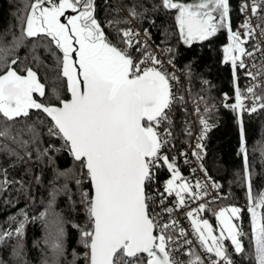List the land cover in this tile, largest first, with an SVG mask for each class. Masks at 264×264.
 Masks as SVG:
<instances>
[{
	"label": "snow or ice",
	"instance_id": "snow-or-ice-1",
	"mask_svg": "<svg viewBox=\"0 0 264 264\" xmlns=\"http://www.w3.org/2000/svg\"><path fill=\"white\" fill-rule=\"evenodd\" d=\"M159 6L165 10H176L175 23L184 44L206 41L220 29L227 30L229 44L223 49L224 63L231 64L235 83L236 69L246 68L243 58L253 55L244 47L247 43L245 38L255 35L251 20L246 19L240 25L243 33L233 31L229 0H195L193 3L160 0ZM262 7L264 0H251V5L242 4L240 11L247 13L250 9L252 16H258ZM28 8L27 15L20 18L23 25L21 35L13 37L9 45L0 44V68L4 69L0 72V140L11 141L31 159L32 153L27 149L30 144L39 141L40 133L36 124L43 122L24 123L19 128L16 122L26 121L32 110L41 111L50 119L48 134L63 141L61 147L67 149L73 160L80 163L91 184V192L80 193L88 223L83 228L73 225L79 229L80 243L87 249L84 253L85 264H184L174 258L171 248L177 243L178 238L172 232L178 227V222L171 220L159 224L149 211L152 197L146 192L147 186L155 179V169L161 166L162 161L171 173L164 191L169 195L175 193L177 207L185 205V193L196 199L200 198L201 193L207 195L204 191L206 185L199 181L194 186L184 182L174 158L170 161L167 155L162 154V149L173 135L169 113L176 97L170 81L176 77L162 70V62L145 50L146 45L144 49L136 48L143 53L142 59L137 61L132 56L129 49L134 47V41L136 45L140 44L135 40L139 33L131 29L120 30L118 35L124 47L112 44L94 15V0H32ZM68 9L76 15L68 16L67 23H62L61 17L65 16ZM130 15L135 18L141 13L131 8ZM261 20L264 21V17ZM256 27L264 35V26L258 24ZM45 37L50 38L48 50L51 51V45L54 44L55 49L62 54L57 56L56 52H52L59 69L58 79L66 78L67 91L71 96L68 100L60 99L58 91L54 89L57 104H44L34 98V94L40 97L46 95L45 85L40 82L37 71L30 66L19 71L14 67L19 65V57L15 52L25 39ZM37 47L39 44L33 45L32 59L40 64L42 61L36 54ZM149 62L152 66H147ZM260 74L246 72L253 80ZM257 87L264 86L251 85L245 95L237 86L235 103H225L224 107L238 113L239 154L244 159V178L250 202L248 211L251 214L250 241L253 247V252L245 258L253 260L254 264H264V214L257 211L264 209V192L256 195L252 192L245 131L239 115L255 112L257 106L264 108V102H261L264 96L256 94ZM224 99H229L227 94ZM245 100L252 101L250 108ZM196 111L199 114V108ZM165 123L169 127L161 132L160 128ZM200 124V135L192 152L197 159L202 158L204 149L200 141L211 127L204 118L200 119ZM187 134L191 135V132L187 131ZM25 135L28 139H24ZM0 150H6L8 155L17 160L24 159L20 152L7 145H0ZM59 150L53 144L43 150L37 147L36 158L42 159L49 152ZM0 172H3V179H0L2 188L11 181L7 179L6 169H0ZM71 173L72 169L57 172V178L68 177ZM177 181L181 183L177 184ZM81 183L80 179H76L77 185ZM212 187L218 188L219 185L213 182ZM64 189L67 190V184ZM58 191L53 190V200ZM164 211L171 214L173 209L165 208ZM205 211L206 205L201 203L186 215L196 241L207 255V264H233L225 241L230 242L232 252L236 255L245 254L242 237L247 234L233 222V218L239 219L241 209L222 208L215 213L219 235L214 234L216 230L208 219L199 217L198 214ZM53 227L50 247L58 258L64 254L62 219L57 217ZM23 230L24 222L21 221L14 233L0 232V242L13 235L22 237ZM186 235L185 230L180 228L179 237ZM183 244L191 246L193 241L184 239ZM18 247L22 245L18 244ZM16 254L19 255V252ZM186 255L190 257L187 264H205V259L191 247ZM73 256L75 259V253Z\"/></svg>",
	"mask_w": 264,
	"mask_h": 264
},
{
	"label": "trees",
	"instance_id": "trees-1",
	"mask_svg": "<svg viewBox=\"0 0 264 264\" xmlns=\"http://www.w3.org/2000/svg\"><path fill=\"white\" fill-rule=\"evenodd\" d=\"M31 2L32 0H0V44L9 45L13 37L21 35L23 25L20 18L27 15L28 5ZM175 2L193 3L195 0H175ZM229 2V18L234 31L243 16L240 11L241 0H229ZM159 5L160 0H94V15L106 36L122 44L118 31L128 27L126 14L131 8H135L141 13L135 17L136 22L147 30L154 44L171 48L174 63L183 70L189 82L188 91L193 107H197V102H206L207 111H200L211 127L203 140L205 149L203 163L223 193L222 198L214 203V207L235 205L240 208L239 219L236 221L247 234L242 237L245 245L244 255L233 253L229 241H225V245L237 264H254L253 260L245 258L253 252V247L250 241L251 214L248 211L250 202L244 178V159L239 154L238 113L224 107L225 103H235V88L243 84L245 76L242 69L237 68L238 79L234 83L231 64L224 63L223 49L229 42L226 29H220L215 36L206 41H194L191 45L184 44L175 23L176 10H165ZM260 10L264 15V7ZM49 39L46 37L25 39L24 44L15 52L19 57V65L14 67L19 71L25 66H30L37 71L41 83L45 85L46 93L44 97L37 96V98L45 104H57L58 101L53 94L54 89L63 100L69 99L70 93L67 91L66 78L58 79L59 69L56 67V57L52 52H56L57 56L62 54L55 49L54 44L51 45V51L48 50ZM34 44H39L36 54L42 61L40 64L32 59ZM2 71L4 69L0 68V72ZM172 92L176 97L169 113L173 135L169 138L164 152L170 161L174 158L176 164L178 160H182L181 153L191 136L187 134L191 115L184 100L180 99L186 95L183 87L179 85L172 88ZM225 94L229 97L228 100L224 99ZM239 115L245 131L252 192L256 195L264 192V154H262L264 153V108L257 106V111L243 112ZM37 121L43 123L36 124L40 133L39 141L37 144H30L27 149L32 153L31 159L24 155L23 149L18 148L11 141L0 140V145H7L24 156L20 161L8 155L6 150H0V169L7 170V179L11 181L0 188V232L14 233L19 223L24 222L22 237L17 238L13 235L0 242V264H45V262L85 264L84 253L87 249L80 243L79 229L73 225L83 228L88 223L80 193L91 192V184L86 173L82 171L80 163L74 161L67 149L61 147L63 141L48 134L50 119L46 114L32 110L26 121L16 122V127ZM167 127L169 125L165 123L160 130ZM24 139H28V136L25 135ZM49 144L55 145L60 150L49 152L47 157L37 159V147L43 150ZM68 169H72L68 177L57 178V172ZM155 170V179L147 188L154 192L155 201H159L160 198L168 195L164 188L171 173L162 161L161 166ZM0 179H3V172H0ZM76 179H80L82 183L77 185ZM65 184L67 190L64 189ZM54 189L59 191L53 200ZM259 212L264 214V209H259ZM215 213L216 211L207 212L204 217L211 218L216 226ZM57 217L62 219L65 232L64 254L58 258L50 247L54 234L53 221ZM18 244L22 247H18ZM17 252L19 255L16 254ZM195 252L200 255L197 250ZM189 258L186 253L182 255L184 264H187Z\"/></svg>",
	"mask_w": 264,
	"mask_h": 264
},
{
	"label": "built area",
	"instance_id": "built-area-1",
	"mask_svg": "<svg viewBox=\"0 0 264 264\" xmlns=\"http://www.w3.org/2000/svg\"><path fill=\"white\" fill-rule=\"evenodd\" d=\"M244 3H248L251 5V0H241V5ZM127 21H128V27L126 29H131L134 32L139 33V35L135 38V40H138L140 42L139 45H136L134 41V47L133 49H129V52L132 54V56L138 61L143 58V53L138 52L136 50L137 47H140L144 49V46L146 45V51L153 53L163 64V71H166L169 74H172L176 77L175 80H171L170 84L172 88H176L179 85L181 88L185 90L184 93L186 95L183 96V100L186 104L187 110H189L191 115V120L189 124L188 131L191 132V136L189 138V141L186 143L185 147L183 148L182 153H184L183 158L181 161L178 160V162L175 164L176 168L179 170V173L181 177L184 178V182H187L190 185H195L198 181L206 185L207 187L204 189L205 192H207V195H203L201 193L200 198L196 199L193 196H190L188 194H183L185 196V205L183 207H177V197L175 193L172 195H167V197L160 198L159 201H155L156 197H154V192L149 190L147 188V194L152 197V200L149 201V211L150 213L155 217V220L159 224L169 223L171 220H175L178 222V227L174 229L172 234L176 236L177 243L171 245V248L173 249V256L177 261H182V255L187 252L188 248L191 247L195 250H197L201 257L205 259V264H207V255L203 251L202 248H200L198 242L196 241L195 236L193 235V230L191 227V223L189 218L187 217L186 213L192 209L198 208L201 203L206 205V211L199 213V217H203L205 213L207 212H213L220 209L217 207H214V203L219 201L223 193L220 190V187L213 188L212 183L216 181L211 177L209 172L204 166L203 158L205 156V149H203V154L201 159H197L195 156L192 155V152L195 148V145L197 143V137L200 135L201 131V124L200 119L203 118L201 111H205L207 108L206 102H197V107H193V103L191 101L190 95H189V82L187 81L186 75L184 74L183 70L174 63L172 59V50L168 51V49H171L168 46H157L154 44V42L151 40V38L148 36V34H145V30L136 22V19L130 15V12H127ZM242 19L239 21L236 31H240L243 33V29L240 28V25L246 20L250 19L252 27L255 29V35L251 38H245L247 40V43L244 45V47L248 50L253 52V55L251 57H244V63L246 65V68L242 69L243 74L245 76V80L242 85H240V90L242 93L247 95V88L254 84H260L264 86V35H261V29L259 27H256V25L260 24L261 26H264V21L261 20V17H264L261 10L258 12V16H252L251 11L247 13H242ZM110 42L118 47H124V45L120 44L117 41H113L109 36H107ZM259 48V50H255L256 48ZM171 61V62H169ZM147 66H152L150 62ZM253 72V73H262L260 75L256 76V79H251L246 75V72ZM257 95H262L264 92V87H257L255 89ZM245 103L250 108L252 106L251 100H245ZM199 108V114L197 113L196 109ZM161 132L163 131L160 130ZM204 140V139H203ZM203 140L200 141L203 144ZM204 145V144H203ZM165 147L162 149V154L166 155L164 152ZM156 174V170H155ZM177 184L181 183V181H177ZM151 184V183H150ZM149 184V185H150ZM217 184V183H216ZM150 187V186H149ZM193 191H199L196 189H193ZM163 201V203H161ZM165 208H172L173 212L169 214L168 212L164 211ZM214 227H216L214 225ZM183 228L185 232L187 233L186 237L180 238L179 237V229ZM157 229V233H158ZM188 239L192 240L193 244L191 246L183 244V240ZM232 259V258H231ZM233 260V259H232ZM233 264H237L233 260Z\"/></svg>",
	"mask_w": 264,
	"mask_h": 264
},
{
	"label": "rangeland",
	"instance_id": "rangeland-1",
	"mask_svg": "<svg viewBox=\"0 0 264 264\" xmlns=\"http://www.w3.org/2000/svg\"><path fill=\"white\" fill-rule=\"evenodd\" d=\"M234 31H236V30H234ZM228 44H229V42L224 46V48H225ZM236 77H237V79H238L237 69H236ZM237 79H236V81H237ZM37 96H39V95H37ZM39 97H40V96H39ZM38 99H39V98H38ZM39 100H41V99H39ZM170 178H171V177H170ZM230 207H237V206H235V205L223 206V207H221L220 209H222V208H230ZM220 209H219V210H220ZM219 210H218V211H219ZM218 211H216V212H218ZM257 211L259 212V209H257ZM214 217H215V216H214ZM202 218H203V219H208L209 222L213 225V228L216 230L214 234L219 235V230H218V228H217V224H218L217 220H216V227H214V223H213V221L211 220V218H209V217H202ZM233 222L237 224L236 218H233Z\"/></svg>",
	"mask_w": 264,
	"mask_h": 264
},
{
	"label": "water",
	"instance_id": "water-1",
	"mask_svg": "<svg viewBox=\"0 0 264 264\" xmlns=\"http://www.w3.org/2000/svg\"><path fill=\"white\" fill-rule=\"evenodd\" d=\"M71 15V14H70ZM69 15L65 12V16H63V17H61V20H62V18H64V23H67V17H68ZM73 59H75V54H73ZM39 78V77H38ZM41 82V81H40ZM34 98L35 99H37L39 102H41V103H43L41 100H39L38 98H36V96H35V94H34ZM70 98H71V96H70ZM69 98V99H70ZM68 100V99H67ZM45 104V103H44ZM34 111H38V110H34ZM146 192H147V188H146ZM154 234H156V233H154Z\"/></svg>",
	"mask_w": 264,
	"mask_h": 264
},
{
	"label": "flooded vegetation",
	"instance_id": "flooded-vegetation-1",
	"mask_svg": "<svg viewBox=\"0 0 264 264\" xmlns=\"http://www.w3.org/2000/svg\"><path fill=\"white\" fill-rule=\"evenodd\" d=\"M65 12H66L69 16H71V15H76V13H73L70 9L66 10ZM70 14H71V15H70ZM61 22L64 23V18H62ZM101 27H102V26H101ZM37 95H38V94H35L36 98H37Z\"/></svg>",
	"mask_w": 264,
	"mask_h": 264
}]
</instances>
